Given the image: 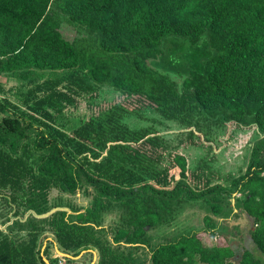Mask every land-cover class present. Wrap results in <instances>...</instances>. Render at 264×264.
<instances>
[{"label": "trees", "instance_id": "16d2710c", "mask_svg": "<svg viewBox=\"0 0 264 264\" xmlns=\"http://www.w3.org/2000/svg\"><path fill=\"white\" fill-rule=\"evenodd\" d=\"M46 11L71 32L38 30ZM2 79L27 89L18 104L0 97V199L13 210L0 264H45L47 234L96 264H264V0H0L4 93ZM104 88L114 99L99 102ZM152 115L184 128L204 152L195 166L136 124ZM225 130L255 133L239 175L215 166ZM83 189L89 208L51 205L53 191ZM194 205L210 226L154 246L148 229ZM116 210L120 224L102 227ZM235 212L251 222L244 244L209 246L212 217Z\"/></svg>", "mask_w": 264, "mask_h": 264}, {"label": "rangeland", "instance_id": "374dc122", "mask_svg": "<svg viewBox=\"0 0 264 264\" xmlns=\"http://www.w3.org/2000/svg\"><path fill=\"white\" fill-rule=\"evenodd\" d=\"M54 1V0H52ZM49 10V7L47 11ZM46 14L43 21L41 22L38 30L47 29L50 27H60L62 31L71 32V28L63 23H59L54 16H49ZM64 19V18H63ZM3 80V87L5 92H0V97L6 98L12 101L15 104H18L21 92L26 91L27 87L25 84L11 79ZM116 92L113 89L104 88L101 94L102 101H111L116 96ZM83 114L82 110L80 112ZM66 117L64 121L70 125L77 124L79 113L73 110H67L65 112ZM154 120L159 122L156 123L148 121H136V124L142 125H155L162 133L163 137L167 139L175 148L177 152L184 154L191 166H195L197 161L203 156V151L195 147L187 145L186 141V131L178 123L169 122L161 119L158 115H152ZM161 121V122H160ZM134 126H136L134 124ZM255 133L249 130H236L231 136L225 131H222L214 138V142L217 143L219 148L217 153V160L215 166L223 174L233 173L239 175L240 170H245L248 165V158L250 155L249 141L254 136ZM115 152L120 153L121 148H113ZM237 198H240L241 195L236 193L234 195ZM92 204V197L86 192L85 189L78 192L76 195L69 196L61 194L58 191H53L51 194V205L54 207L56 205H72L74 208L79 210L87 209ZM235 204V202H234ZM57 208V207H56ZM54 208V209H56ZM12 214L10 206H7L2 199H0V226L7 233L9 232L3 223L5 222L8 215ZM207 216L206 211L200 208V206H191L183 211L176 221L171 226L161 227V228H149L148 235L151 236L152 243L154 246H159L165 244L168 241L176 239L181 234L195 233L198 230L206 229L209 223L207 224L205 218ZM121 212L116 210L114 212L108 213L104 216L102 227L105 228H115L120 224ZM216 223L217 228L216 233H200L201 238H203L209 246H219L226 247L231 244L233 241H241L244 244V240L247 239L246 236L250 230L251 222L245 213H236L230 219H219L217 217H212ZM212 224V223H211ZM210 226V225H209ZM218 231L222 235L218 234ZM14 235L24 236L25 232H19L16 230ZM44 240L42 258L45 264H96L97 263V252L93 251L94 259L90 256H81L80 258H69L63 256L59 253L60 248L55 241L54 237L50 234L46 235ZM111 241H114V236H110ZM241 244V245H242ZM61 252V251H60ZM62 253V252H61ZM88 254V252H85ZM71 256V255H70ZM233 260V259H232Z\"/></svg>", "mask_w": 264, "mask_h": 264}, {"label": "water", "instance_id": "95a60500", "mask_svg": "<svg viewBox=\"0 0 264 264\" xmlns=\"http://www.w3.org/2000/svg\"><path fill=\"white\" fill-rule=\"evenodd\" d=\"M233 203H234V201H233ZM55 210H57V209H55ZM67 210H68L69 213H72L69 209H67ZM59 253L62 254L63 256H66V257H69V258L75 259L74 257H72V256H70V255H67V254L61 253L60 251H59ZM80 257H81V256H80ZM80 257H78V258H80Z\"/></svg>", "mask_w": 264, "mask_h": 264}]
</instances>
